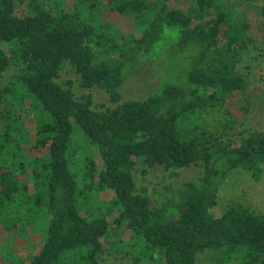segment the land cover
<instances>
[{"label":"trees","instance_id":"trees-1","mask_svg":"<svg viewBox=\"0 0 264 264\" xmlns=\"http://www.w3.org/2000/svg\"><path fill=\"white\" fill-rule=\"evenodd\" d=\"M106 10L135 32L122 34L103 19ZM258 41L264 0H0V78L16 70L0 96L11 108L0 134V223L42 235L29 264H98L103 240L125 221L129 241L108 246L136 264H198L205 251L221 255L218 264H264V214L239 205L220 217L211 211L230 172L259 179L264 133L205 147L195 124L243 90L242 51ZM157 55L170 60L171 77L148 98L123 101L128 71ZM66 65L114 106L95 109L90 92L77 98L60 82ZM26 113L36 123L33 143ZM75 135L97 148L101 169L87 161L83 173L73 169ZM138 162L172 170L202 163L204 171L155 206L136 188ZM105 191L113 199L95 201Z\"/></svg>","mask_w":264,"mask_h":264},{"label":"rangeland","instance_id":"rangeland-1","mask_svg":"<svg viewBox=\"0 0 264 264\" xmlns=\"http://www.w3.org/2000/svg\"><path fill=\"white\" fill-rule=\"evenodd\" d=\"M103 19L110 21L124 35L135 32L133 23L115 13L106 10ZM258 43L259 49L250 43L242 51L243 57L237 71L244 77L243 90L228 100L225 109H207L198 114L195 123L196 131L201 136V142L205 147L219 143L235 145L252 134L264 133V43L262 41ZM169 61L166 55H157L155 59L148 60L137 68L129 70L120 88L123 101L144 100L159 90L165 80L171 77L169 67L166 65ZM15 72V68L11 67L0 78V96L1 90L9 83ZM60 82L64 85L69 82L77 98L90 92L94 108L97 110L114 106L103 90L94 88L88 91L82 88L78 74L70 65L65 66ZM10 109L3 99L0 100V134L5 133L10 123L7 119ZM23 121L30 132L33 143L36 133L33 114H23ZM78 133L83 136L79 130L76 134ZM82 136L75 135L74 137L75 158L73 161L75 164L73 169L78 173H83L86 168L84 161H87L88 165L94 163L97 168L101 169L97 148L88 146V141L86 142L85 137ZM22 146L26 149L27 155L38 154L37 151L29 149L30 145L23 144ZM203 171L202 163L180 170H172L165 169L163 166L149 167L143 162H138L134 177L138 192L150 197L155 206H162L168 192L173 193L183 184L199 180ZM113 197L110 191H105L100 196L98 195L95 201L109 202ZM231 205H239L254 214H264V166L258 180L254 179L250 172L240 169L226 176L218 192L217 204L211 210L212 214L220 217ZM100 206L107 207L106 204L104 207ZM115 215L117 217V214ZM114 217H108L109 221L112 222ZM126 224L125 221L119 228L114 227L109 238L103 240L106 249L98 264H136L131 254L120 249H109L108 246L116 241L124 246L129 241V230ZM7 226L0 223V264H29L31 253L37 251L43 244L42 235L33 234L31 228H18L20 231L17 235L14 231H9ZM35 247L36 250H34ZM220 260L221 255L218 253L205 251L199 256L198 264H218Z\"/></svg>","mask_w":264,"mask_h":264}]
</instances>
